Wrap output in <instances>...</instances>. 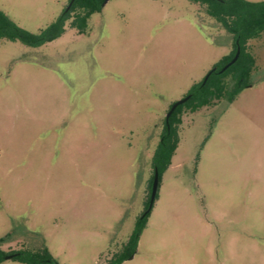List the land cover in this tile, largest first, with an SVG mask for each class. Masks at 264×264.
I'll use <instances>...</instances> for the list:
<instances>
[{
	"label": "rangeland",
	"instance_id": "374dc122",
	"mask_svg": "<svg viewBox=\"0 0 264 264\" xmlns=\"http://www.w3.org/2000/svg\"><path fill=\"white\" fill-rule=\"evenodd\" d=\"M69 2L0 0V10L39 33ZM230 52L189 0H109L85 34L67 24L36 48L1 40V249L41 236L59 264H105L145 216L157 170L122 264H264V40L250 86L185 109L162 142L171 107Z\"/></svg>",
	"mask_w": 264,
	"mask_h": 264
},
{
	"label": "trees",
	"instance_id": "16d2710c",
	"mask_svg": "<svg viewBox=\"0 0 264 264\" xmlns=\"http://www.w3.org/2000/svg\"><path fill=\"white\" fill-rule=\"evenodd\" d=\"M189 1L199 5L201 11L211 18L217 27L229 35L231 52L223 59L222 65L217 70L212 71L206 82L199 84L189 93L190 98L184 105H179L174 110L168 122L167 119L165 120L166 133L162 139L163 143H165V140L174 137L173 127L180 122L179 117L185 112V109L196 112L223 100L231 103L244 88L250 86V79L257 64L254 53L255 43L264 40V1ZM103 3L104 0H70L61 16L39 33H31L25 30L0 10V41L3 39L21 41L29 47H40L59 38L66 31L67 24L77 29L80 34H85L88 30L90 18L93 14L102 11ZM238 49H240L238 60L227 70L221 72L233 60ZM154 177L155 174L150 183L145 211L150 205ZM148 215L149 213L139 220L127 244L118 252H115L105 264H122L133 255L140 235L146 226ZM4 241L6 239L0 240V264L7 258L24 264H59L57 259L51 255L45 240L41 236L36 244L31 241H24L19 250H2L1 244Z\"/></svg>",
	"mask_w": 264,
	"mask_h": 264
},
{
	"label": "water",
	"instance_id": "95a60500",
	"mask_svg": "<svg viewBox=\"0 0 264 264\" xmlns=\"http://www.w3.org/2000/svg\"><path fill=\"white\" fill-rule=\"evenodd\" d=\"M109 2V0H104V3L103 5H106L107 3ZM239 55H240V49H238L237 51V54L235 55V57L233 58V60L228 63L222 70L221 72H224L225 70H227L231 65H233L239 58ZM209 78V76L205 79V81H207V79ZM190 98V96L186 97L185 99L175 103L169 113L167 114V122L169 120V117L171 116V114L174 112V110L180 105V104H183L185 103L188 99ZM158 180H159V174L156 170L155 172V177H154V181H153V186H152V194H151V200H150V205H149V208L147 209L145 215L147 213H149V211L151 210L152 206H153V203H154V200H155V197H156V193H157V187H158Z\"/></svg>",
	"mask_w": 264,
	"mask_h": 264
}]
</instances>
